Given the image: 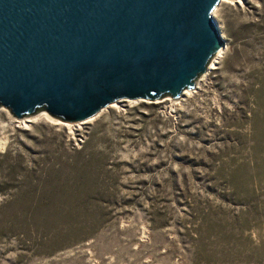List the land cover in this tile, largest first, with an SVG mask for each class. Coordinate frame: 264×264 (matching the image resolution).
I'll return each instance as SVG.
<instances>
[{
    "label": "rangeland",
    "instance_id": "rangeland-1",
    "mask_svg": "<svg viewBox=\"0 0 264 264\" xmlns=\"http://www.w3.org/2000/svg\"><path fill=\"white\" fill-rule=\"evenodd\" d=\"M211 15L223 57L176 99L0 105V264H264V0Z\"/></svg>",
    "mask_w": 264,
    "mask_h": 264
},
{
    "label": "water",
    "instance_id": "water-1",
    "mask_svg": "<svg viewBox=\"0 0 264 264\" xmlns=\"http://www.w3.org/2000/svg\"><path fill=\"white\" fill-rule=\"evenodd\" d=\"M220 0H0V105L63 122L176 99L222 46Z\"/></svg>",
    "mask_w": 264,
    "mask_h": 264
},
{
    "label": "bare ground",
    "instance_id": "bare-ground-1",
    "mask_svg": "<svg viewBox=\"0 0 264 264\" xmlns=\"http://www.w3.org/2000/svg\"><path fill=\"white\" fill-rule=\"evenodd\" d=\"M221 2H223V3H233V2L240 3V0H234V1H232V0H221ZM223 54H224V47L222 46L221 49L217 52V54L213 58V60L209 63L207 71H210L216 67L215 65H217L219 63L220 59L223 57ZM190 93H192V91H185L183 93V95L190 94ZM122 102H127V101H122ZM118 103H120V102L113 103V104L109 105L108 107H110V108L119 107ZM98 113H100V111ZM96 115H94L93 117L84 119V120H80L74 124H68V123H63V122L57 121L55 119L50 118L49 115L47 116V114H45V113H40V114L35 115V116H31V117H27L25 119L17 120L16 122L19 124H22L23 126H26L27 124L34 123V122L39 121V120H45L47 122H50L51 124L61 125V126H65V127H77L78 128L80 125L92 121Z\"/></svg>",
    "mask_w": 264,
    "mask_h": 264
}]
</instances>
